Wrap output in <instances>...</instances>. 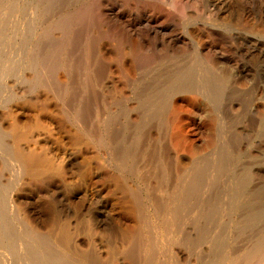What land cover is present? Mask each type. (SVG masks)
<instances>
[{"label":"bare ground","instance_id":"6f19581e","mask_svg":"<svg viewBox=\"0 0 264 264\" xmlns=\"http://www.w3.org/2000/svg\"><path fill=\"white\" fill-rule=\"evenodd\" d=\"M16 87L0 264H264V0H0Z\"/></svg>","mask_w":264,"mask_h":264},{"label":"rangeland","instance_id":"374dc122","mask_svg":"<svg viewBox=\"0 0 264 264\" xmlns=\"http://www.w3.org/2000/svg\"><path fill=\"white\" fill-rule=\"evenodd\" d=\"M16 96H17V87L14 88L11 91V93H7L4 90L1 91V93H0V112H2L3 114H6L8 112V110L10 108H12L13 105H16L17 102L12 101V99L14 97H16ZM7 141L8 140H6V142ZM0 147H1V145H0ZM3 180H4V182H2V181L1 182H2V184H4L3 187H5V186L8 185L7 183L10 180V175L7 172H5L3 174ZM23 181L24 180L22 178H20V183L19 184H16L12 188L11 191L6 190L4 192V195L7 198V200L11 199L12 195H14V194H23V195L31 194V192H32V190H34V188L30 187L29 185H25L24 186L25 183H23ZM249 234H251V233H248V236H250ZM115 246H116L117 252L119 254V259H122V257H125V255L128 254V253L131 254L132 257L137 259L138 253L136 252V250H137L136 247H134V246L133 247H130V246L128 247L127 245H125V243L121 239H118L116 241ZM221 249L222 248L220 247L218 250L215 251V253L216 254L219 253ZM194 252L195 251H192L193 254H194Z\"/></svg>","mask_w":264,"mask_h":264}]
</instances>
